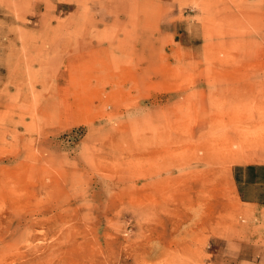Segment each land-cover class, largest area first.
<instances>
[{"label":"rangeland","instance_id":"obj_1","mask_svg":"<svg viewBox=\"0 0 264 264\" xmlns=\"http://www.w3.org/2000/svg\"><path fill=\"white\" fill-rule=\"evenodd\" d=\"M263 155L264 0H0V264H264Z\"/></svg>","mask_w":264,"mask_h":264},{"label":"crops","instance_id":"obj_2","mask_svg":"<svg viewBox=\"0 0 264 264\" xmlns=\"http://www.w3.org/2000/svg\"><path fill=\"white\" fill-rule=\"evenodd\" d=\"M238 196L249 208L264 211V155L262 159L239 163L235 168ZM251 264H263L254 261Z\"/></svg>","mask_w":264,"mask_h":264},{"label":"bare ground","instance_id":"obj_3","mask_svg":"<svg viewBox=\"0 0 264 264\" xmlns=\"http://www.w3.org/2000/svg\"><path fill=\"white\" fill-rule=\"evenodd\" d=\"M239 158V157H238ZM238 158H236V159H238ZM239 160V159H238ZM153 175H151L150 177H149V179L152 177Z\"/></svg>","mask_w":264,"mask_h":264}]
</instances>
